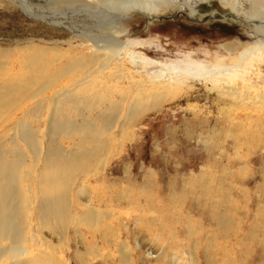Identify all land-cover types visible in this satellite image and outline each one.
<instances>
[{
  "label": "bare ground",
  "instance_id": "6f19581e",
  "mask_svg": "<svg viewBox=\"0 0 264 264\" xmlns=\"http://www.w3.org/2000/svg\"><path fill=\"white\" fill-rule=\"evenodd\" d=\"M71 1L79 3L78 10H89L90 14L88 21L83 20V31L76 32L67 26L73 38L87 44L80 54L71 52L76 47L73 40L56 43L54 47L34 44L25 49L14 48L26 52L21 56L26 62L22 61L18 70L2 59L8 57L7 53L0 54V264H87L93 257V260L100 258L104 264L130 263V249L123 235L130 234L128 223L132 217L123 210L128 209L126 206L142 208L148 202L128 197L119 189L123 184H110L106 176L103 179L104 172L114 156L119 157L123 143L117 141L127 127L134 126L148 112L161 110L164 104L178 98L179 93L189 91L193 86L190 81L206 78L224 99L230 100L232 108L244 112L245 120L262 129L261 133L264 131V116L257 113L264 106V94L251 98L246 89L249 84L243 88L236 86L239 80L253 83L254 77L264 84V70L259 67L258 71L252 70L255 63L264 62L263 6L255 8V13L248 17L240 0H219L224 8L254 27L256 45L243 53L237 64L210 66L201 74L191 68L184 70L190 64L170 63L164 67L157 62L160 69L148 73L144 69L147 71L155 64L121 39L115 17L127 10L155 15L171 4L180 6L189 17H196L194 0H106L108 6L104 8L98 6L99 0ZM53 23L65 25L58 18ZM63 45L68 48L58 47ZM131 61L135 66H128ZM222 81L229 84L226 91L225 87H218ZM205 175H199L203 184ZM154 178L152 172L146 179L153 183ZM75 220L89 226L90 240L83 232L76 231V238L89 247L85 253L77 252L72 262L70 242L65 237ZM220 220L216 223L218 229L233 231L242 246L251 241L256 243L258 236H264L263 224L253 225L255 230L250 233V226L231 222L226 214L220 215ZM141 225V218L135 220L136 227ZM178 228V224L173 230L167 227L168 239L157 242L160 249L170 247L163 251L164 264H226L227 256L214 239H207L201 247L202 241H197L196 252L179 257L177 253L182 246L178 244ZM148 230L153 232L151 228ZM47 232L57 237L58 242L54 244ZM262 238L261 250L250 255L252 250L248 249L244 264H264ZM175 248L176 255L170 257L169 250ZM201 249L206 252L200 254ZM233 252H230L232 259L236 256Z\"/></svg>",
  "mask_w": 264,
  "mask_h": 264
},
{
  "label": "rangeland",
  "instance_id": "374dc122",
  "mask_svg": "<svg viewBox=\"0 0 264 264\" xmlns=\"http://www.w3.org/2000/svg\"><path fill=\"white\" fill-rule=\"evenodd\" d=\"M240 1L248 17L255 13V8L264 7V0ZM195 2L198 1L194 0L193 3L198 12L196 17H189L175 4L163 7L155 15L137 10L120 12L115 17L117 30L121 39L126 40L135 52L142 53L152 64L158 62L164 67L170 63L190 64L184 70L191 68L201 74L210 66L235 65L243 53L255 47L257 38L250 23L240 20L229 8H224L219 0ZM78 4L71 0H26L24 3L22 0L15 3L12 0H0V54L8 55L2 59L9 62V67L18 70L22 61L26 62L21 57L23 53L26 54L24 47L34 44L54 47L56 43L68 40H73V46H76L71 52L80 54L87 44L73 38L67 27H73L76 32L83 31V22L90 19L89 10H78ZM98 4L103 8L108 6L106 0H99ZM230 14L232 16L228 18ZM221 16L227 19L222 20ZM57 18L63 19L65 25L54 24ZM58 47L68 48L67 45ZM233 48L234 51H231ZM263 63H255L252 70L258 71V67L264 70ZM128 66H135L134 61L129 62ZM159 69L155 64L144 71L152 73ZM201 81H190L193 86L189 91L187 89L179 93L176 100L164 104L161 110L148 112L134 126H128L117 141L123 143L119 157L114 156L104 172L103 179L106 176L110 184H123L119 189H123L128 197L148 202V206L142 203L143 209L126 206L128 209L123 210V213L127 210L126 214L132 217L128 223L130 234L123 235L130 251L134 252L132 255L128 251L132 260L128 264H162L163 251L170 247L160 249V240L168 239L167 227L173 230L177 224L180 228L176 235L182 250L180 252L177 249V253L176 248L170 249V257L176 253L182 257L185 253L196 252L197 241H202L201 247L207 239H214L215 245L221 247L227 256L224 259L226 264H244L248 249L252 250L250 255L261 250L262 234L257 237L256 243L251 241L242 246L233 231H220L216 223L222 222L220 215L226 214L231 222L250 226V233L255 230L256 224L264 225V131L261 133L262 129L245 120L244 112L232 108L230 100L227 97L224 99L206 78L201 76ZM228 85L225 81L218 83V87H225V91ZM237 85L242 88L247 85L251 98L264 94V84L256 77L253 83L239 80ZM226 105L230 108H226ZM257 110L258 115L264 116V106ZM152 172L155 178L150 183L146 178ZM202 173H206L204 184L199 176ZM138 218H141L144 226H135ZM71 223L65 238L69 239V254L73 262L77 252L85 253L89 247L86 242L76 238V231L83 232L90 240V230L80 220ZM205 230L207 234H204ZM47 233L46 236L53 243L58 242L57 237ZM201 250L200 254L206 249ZM232 250L236 255L234 259L230 256ZM115 256L118 258L120 253L117 252ZM93 259L87 264H104L100 258Z\"/></svg>",
  "mask_w": 264,
  "mask_h": 264
}]
</instances>
